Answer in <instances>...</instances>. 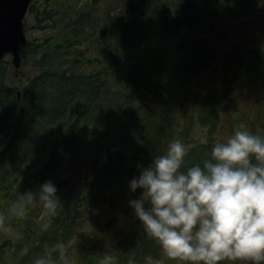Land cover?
<instances>
[{"label": "trees", "instance_id": "1", "mask_svg": "<svg viewBox=\"0 0 264 264\" xmlns=\"http://www.w3.org/2000/svg\"><path fill=\"white\" fill-rule=\"evenodd\" d=\"M228 2L32 0L22 46L32 63L18 78L20 99L0 63V146L6 130L9 139L0 151V209L11 193L16 198L46 180L62 204L46 228L23 229L15 243L7 237L0 264L11 249L6 264H31L57 240L68 245L72 264H100L108 252L115 264H149L148 256L195 264L167 257L147 234L128 203L141 189L132 192L129 181L175 138L192 146L186 159L193 163L238 125L264 133V52L225 23L264 13V0L255 7ZM79 159L84 171H53L57 162L70 168ZM34 208L9 222L39 225ZM102 230L113 236L94 240Z\"/></svg>", "mask_w": 264, "mask_h": 264}, {"label": "clouds", "instance_id": "2", "mask_svg": "<svg viewBox=\"0 0 264 264\" xmlns=\"http://www.w3.org/2000/svg\"><path fill=\"white\" fill-rule=\"evenodd\" d=\"M191 145L180 138L153 155L129 181L140 195L128 203L150 237L169 258L195 264L243 259L264 264V133L243 124L215 142L209 157L189 163ZM42 205L55 216L62 204L57 185L46 180L35 190L20 192L0 209V231L10 232L12 217H23ZM108 252L100 264H115ZM149 264L164 259L146 257ZM31 264H72L63 240L44 245Z\"/></svg>", "mask_w": 264, "mask_h": 264}, {"label": "rangeland", "instance_id": "3", "mask_svg": "<svg viewBox=\"0 0 264 264\" xmlns=\"http://www.w3.org/2000/svg\"><path fill=\"white\" fill-rule=\"evenodd\" d=\"M232 1H234V0H229L228 4L233 5L234 3ZM253 1L255 3L254 4V7H255L257 5V3H256V0H252V3H253ZM238 5H239L238 3L235 4V6H238ZM252 8H253V6H252ZM201 9H203V7ZM203 12L205 13V11H203ZM242 15H243V13H242ZM242 15H239V17L236 19L229 17V18H227V20H225V23H228L227 25H229V27H230L229 33L234 35V37H236L238 40L245 41V42L247 41L251 44H256L257 47L260 48L264 52V13L259 12L258 14H254L251 18L246 17L245 15L244 16H242ZM221 19H226V17L223 16V18H221ZM34 27H35V24L32 23V31H33L32 33L33 34L36 33V30ZM26 35H27V40H28V34L26 33ZM20 50H21V48H20ZM9 60L11 61V58L9 59L8 56L7 57L4 56L1 60L5 63L4 65L6 66L5 77H4L5 83L9 86L15 87L14 88L15 93H18L19 90L21 91L20 96L17 97V99H20L22 97V94H23V89L18 87L20 85L18 78H24L26 76V74L28 73V71L30 69V65L32 63V60L30 59L29 54H27V53L22 54V60H21L22 64H20V66L18 68H16L14 66L12 61H11V63H9ZM19 70L20 71L22 70V72H19ZM243 104H247V103L245 101H243ZM14 119L15 118H12L9 122L12 124V121ZM8 128H9V126H8ZM7 133H8V130H6L4 132V134L1 135V138L4 141H3V144L0 146V151L2 149V146L5 145L4 143H7L9 140L8 139L6 142ZM48 153L49 152H45V154L49 155ZM83 154L81 155V157L83 156ZM46 158H47V156H45L42 159V161L40 162L41 165H43L45 163ZM79 161H80V159L75 164H73V167L71 166L70 168H68L69 166H67V165L62 167L61 164L59 162H57V164L53 166L54 169L53 168L52 169H53V171L56 170V172L59 174L58 177L69 176L71 173H73L77 169V167H79V169H81V171L85 170L84 163L83 162L79 163ZM33 173H34V171H32L29 175H31ZM13 194L14 193H11L10 197H7V198L3 199L4 201H1V203L5 207L4 210H6L8 205L11 203V201L15 199V197L12 198ZM33 210H34L35 215H37V214L39 215V217H36V220L38 221L40 226L36 225V224H31V226H30V224H27L24 221L19 223V224H15L12 226V229L10 232L5 233L4 231H0V244L9 236L11 237V243H15L17 241H20V239L23 236L22 235L23 229H28L27 231L35 230L36 232H39V231H41L42 228H46L48 226L50 216L45 214L42 205H39V204L36 205ZM113 232L114 231H111L110 233L107 234L103 230L102 231H96L93 239L97 241L98 240L97 237H99V236L105 237V235L107 236V239H109L111 236H113L112 235ZM13 250L14 249L9 250V252L5 256H3V258L1 259V262L6 264L8 260L13 261L14 260L13 254H12ZM173 260L178 261L179 259L174 258ZM239 260H241L243 264H249V262L246 260H243V259H239ZM179 262H181V261L179 260Z\"/></svg>", "mask_w": 264, "mask_h": 264}, {"label": "water", "instance_id": "4", "mask_svg": "<svg viewBox=\"0 0 264 264\" xmlns=\"http://www.w3.org/2000/svg\"><path fill=\"white\" fill-rule=\"evenodd\" d=\"M32 0H0V62L12 54L16 68L21 64L20 46L27 42L24 19Z\"/></svg>", "mask_w": 264, "mask_h": 264}, {"label": "flooded vegetation", "instance_id": "5", "mask_svg": "<svg viewBox=\"0 0 264 264\" xmlns=\"http://www.w3.org/2000/svg\"><path fill=\"white\" fill-rule=\"evenodd\" d=\"M20 51H21L20 53H21V60H22V54H23L22 47H21V50ZM7 56H8L9 59L10 58L12 59V55L11 54H6L5 57H7ZM17 95H18V97L20 96V91H18Z\"/></svg>", "mask_w": 264, "mask_h": 264}]
</instances>
